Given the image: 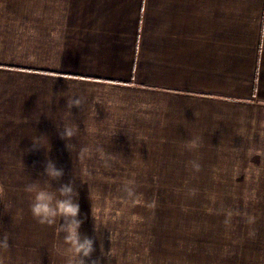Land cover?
Segmentation results:
<instances>
[{
    "label": "crops",
    "instance_id": "crops-1",
    "mask_svg": "<svg viewBox=\"0 0 264 264\" xmlns=\"http://www.w3.org/2000/svg\"><path fill=\"white\" fill-rule=\"evenodd\" d=\"M47 157L64 174L196 161L213 254L264 264V0H0V174Z\"/></svg>",
    "mask_w": 264,
    "mask_h": 264
},
{
    "label": "rangeland",
    "instance_id": "rangeland-1",
    "mask_svg": "<svg viewBox=\"0 0 264 264\" xmlns=\"http://www.w3.org/2000/svg\"><path fill=\"white\" fill-rule=\"evenodd\" d=\"M191 161L137 167L95 162L94 169L104 172L64 174L53 182L58 187L74 179L83 220L79 231L94 240L86 264H228L227 255L213 254L214 222L199 216L195 173H182L195 171ZM42 178V173L0 174L4 204H11L4 210L0 202V237L8 232L11 246L0 251V264H68L71 253L57 250L62 236L54 226L40 225L29 211L31 197L23 188L30 179Z\"/></svg>",
    "mask_w": 264,
    "mask_h": 264
},
{
    "label": "clouds",
    "instance_id": "clouds-1",
    "mask_svg": "<svg viewBox=\"0 0 264 264\" xmlns=\"http://www.w3.org/2000/svg\"><path fill=\"white\" fill-rule=\"evenodd\" d=\"M88 99H84L79 96L67 98L66 109L71 119L69 122H63L59 125L56 123L58 135L61 139L67 142L66 146L70 151V141L80 132L77 123L72 117L71 109L75 106L82 112L84 104L89 103ZM96 103L101 104L100 100L94 96V101L91 105L94 110L93 120L95 122L96 120L94 117L96 115V111L94 104ZM120 130L121 128L115 130L113 136ZM31 140L32 148L29 149V151L41 148L50 150L49 140L46 136L34 135ZM200 146V137H194L183 142V147L190 151L195 150ZM190 163L195 171L200 170L199 163L196 161H191ZM42 176V179H30V182L25 184L23 188L24 193L31 197L29 203L31 216L40 225L54 226L57 234L62 236V241L58 245L57 250L60 253H63L65 250L71 253L68 264H86V258L91 257L95 250L94 240L87 235H82L79 231L83 220L79 218V193L75 188L74 179L69 180L67 183H61L58 187H54L53 182L61 180L64 176V170L62 168H58L56 163L50 157H47L45 160ZM74 176L78 177L75 173ZM4 198L5 190L3 185L0 184V202H3V204ZM6 207L11 208V204L7 206L4 204V210ZM92 216L95 219L93 214ZM61 220H63V223H60ZM9 239V233L4 232L3 236L0 237V251L7 252L10 250L11 246L9 244ZM92 264H96V262L93 261Z\"/></svg>",
    "mask_w": 264,
    "mask_h": 264
}]
</instances>
